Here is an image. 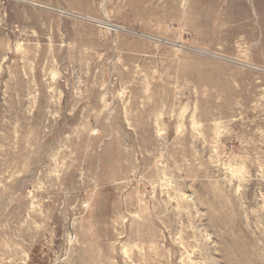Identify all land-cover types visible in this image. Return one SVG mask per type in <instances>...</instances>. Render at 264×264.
I'll return each instance as SVG.
<instances>
[{
	"label": "rangeland",
	"instance_id": "374dc122",
	"mask_svg": "<svg viewBox=\"0 0 264 264\" xmlns=\"http://www.w3.org/2000/svg\"><path fill=\"white\" fill-rule=\"evenodd\" d=\"M0 264H264V0H0Z\"/></svg>",
	"mask_w": 264,
	"mask_h": 264
},
{
	"label": "bare ground",
	"instance_id": "6f19581e",
	"mask_svg": "<svg viewBox=\"0 0 264 264\" xmlns=\"http://www.w3.org/2000/svg\"><path fill=\"white\" fill-rule=\"evenodd\" d=\"M18 1V0H17ZM256 1V3H260V0H255ZM257 13V12H256ZM109 26H110V28H112V29H114V30H122V28L121 27H117V26H114V25H110V24H108Z\"/></svg>",
	"mask_w": 264,
	"mask_h": 264
}]
</instances>
